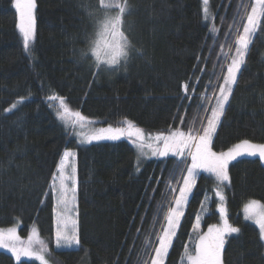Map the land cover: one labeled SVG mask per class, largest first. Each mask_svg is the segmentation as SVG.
<instances>
[{
	"label": "trees",
	"instance_id": "1",
	"mask_svg": "<svg viewBox=\"0 0 264 264\" xmlns=\"http://www.w3.org/2000/svg\"><path fill=\"white\" fill-rule=\"evenodd\" d=\"M119 2L128 6L121 29L132 51L126 63L113 69L97 68L90 55L104 19L101 0H35V38L28 50L17 27L15 0H0V227L20 222L23 236L37 227L56 264H150L154 252L151 246L145 248V238L151 232L154 241L159 232L172 201L166 185L181 184L184 164L172 156L160 157L145 160L137 171L135 147L126 139L80 144L57 119L58 101L48 97H63L70 110L81 111L97 125L120 126L128 119L157 132L178 127L181 120L174 118L179 116L187 127L193 118L203 117L202 105H209L198 99L212 95L211 87L204 85H218L216 75L226 73L220 45L228 51L234 37L225 33L250 0H210L207 22L202 0ZM213 24L219 29L215 43ZM186 82L190 100L183 98ZM13 103L17 107L8 111ZM245 139L264 143V31H258L249 46L213 150L226 151ZM66 150L77 153L80 244L77 250L58 251L53 243L54 199L46 193ZM228 174V185L218 190L225 192L229 222L239 232L226 237L224 264H264L259 229L242 215L249 200L264 204V163L239 158L229 165ZM216 190L215 178L201 172L165 264H182L206 196L209 212L201 232L220 222ZM158 208L162 211L153 226ZM0 264L39 263L17 262L0 250Z\"/></svg>",
	"mask_w": 264,
	"mask_h": 264
},
{
	"label": "snow or ice",
	"instance_id": "2",
	"mask_svg": "<svg viewBox=\"0 0 264 264\" xmlns=\"http://www.w3.org/2000/svg\"><path fill=\"white\" fill-rule=\"evenodd\" d=\"M209 2L210 0H203L202 11L206 22L211 16ZM101 6L104 10V19L99 26L97 37L102 39L107 35L112 39L111 43L105 42L106 46L103 48L102 54L99 41H94L90 55L95 58L97 68L108 66L114 69L122 62L126 63L129 53L132 51V45L121 29L122 15L128 6L126 3H120L119 0H111L109 3L101 0ZM35 7V0H15V9L18 13L17 27L22 34L25 50L29 49L30 42L35 35L33 14ZM241 7L243 12L240 14V20L236 21L234 18L233 24L229 25V32L225 33L226 38L228 36L234 37L228 45V51H223L224 45H220L221 54L226 62V73L222 75L213 74L216 75L217 80L222 79V83L217 85L210 82L208 85H204L205 89L211 87L212 95L198 97L201 101L206 99L208 103H211L213 98L215 100L210 108L206 104L202 105L206 115L200 118L199 127H195L193 122H189L186 131L180 127L173 128L170 126L166 131L146 133L133 121L125 119L122 121V126L113 127L110 124L107 127L94 128L92 126L95 121L83 115L81 111L70 110L63 97L58 95L48 97L49 101L59 102L55 113L57 119L63 122L68 135L75 136L80 144H91L93 141L101 140L116 141L126 137L137 151V171H139L142 158L148 157L149 154L159 157L171 155L178 158V163L185 165L186 175L183 173L181 175L182 186L176 189L166 185L173 193L178 191V195H174L167 210L164 211L163 223L160 224L159 232L154 234V241L150 238L153 235L151 232L145 238V248L151 246L152 252H154V255L150 257V264H165V259L185 214V206L189 203V196L196 186L197 176L201 172L210 173L215 178L217 184L215 196L221 202L218 211L222 223L211 224L207 227L206 232H201L200 216L198 215L192 229L195 235L194 248L190 250L187 246L185 247L182 261L186 259L187 264H222L226 237L239 232V229L231 225L227 219V212L223 203L225 197L218 188L219 185L229 181V164L237 158L243 156L259 157L261 161H264V143H254L245 139L227 151L217 152L213 150V138L221 122V117L224 115L225 105L228 104L233 93V86L237 83L241 66L246 62L249 46L253 43L257 32L264 31V23H262L264 21V0H254L250 5V11H248L249 5L247 4ZM113 10H115L114 15L112 14ZM218 31L219 29L213 24L210 33L214 43ZM233 48L234 53L232 52ZM209 51L211 52L213 49H209ZM229 60L230 62H227ZM220 67L223 71L225 64L222 63ZM198 81L199 77H197ZM181 87L185 93L183 98L190 100L191 96L188 95L190 84L186 82ZM191 87L192 91L195 92L196 84H192ZM21 102L18 101L17 103ZM16 107L17 104L13 103L8 111ZM174 119H180L181 123H184L183 117L178 116ZM75 155L73 151H64L56 171L52 175L49 185L50 193H46V195H54L56 200L54 212L56 216L55 246L57 249L71 248L73 245L79 246L80 244L78 219L75 218L78 190L77 170L70 164ZM188 158H190V164L187 163ZM206 199H208L207 196ZM160 211L162 208H158L153 217V226L158 222L157 217ZM202 211H206L204 205H202ZM244 214L246 220H251L258 226L259 238L264 241V204L257 200H251L244 205ZM0 248L7 249L17 261L22 256L34 257L40 264H47L45 254L48 252V244L40 237L36 227L31 229L26 240L18 235L16 226L0 228Z\"/></svg>",
	"mask_w": 264,
	"mask_h": 264
},
{
	"label": "rangeland",
	"instance_id": "3",
	"mask_svg": "<svg viewBox=\"0 0 264 264\" xmlns=\"http://www.w3.org/2000/svg\"><path fill=\"white\" fill-rule=\"evenodd\" d=\"M203 1V0H202ZM104 2L105 3H109V2H111V0H104ZM254 2V0H250V2H249V8H248V11H250V5H251V3H253ZM33 14H34V19H35V10H34V12H33ZM103 23V19H101V21H99V23H98V27H97V30H96V36H95V38L93 39V42L94 41H99V47H100V50H101V54H102V52H103V48L106 46V43L105 42H107V43H111V37H109V36H107V35H105L102 39L101 38H98L97 37V32H98V30H99V26L101 25ZM34 38H35V35H34ZM34 38H33V40L31 41V45H32V43H33V41H34ZM93 42H92V45H93ZM30 45V46H31ZM92 45H91V48H92ZM90 52H91V49H90ZM227 62H230V60L229 61H227ZM223 74V72L221 73V75ZM221 81V83H222V79L220 80ZM212 102V101H211ZM59 103V102H58ZM214 103H215V101H214ZM213 103V104H214ZM211 103H209V105H210ZM209 105H208V107H209ZM226 106V105H225ZM73 111V110H72ZM210 114V113H209ZM205 115V114H204ZM203 115V116H204ZM200 118L201 117H199V118H193L192 119V121L191 122H193L194 123V126L195 127H199V121H200ZM62 122V121H61ZM62 124H63V122H62ZM108 125H97V124H94L92 127H94V128H101V127H107ZM113 127H117V125H112ZM120 126H122V124L120 125ZM178 127H180V128H182L183 130H187V127H185V125H183V123H180L179 125H178ZM218 128V127H217ZM146 133H155V132H148V131H146V130H144ZM75 137V136H74ZM76 138V137H75ZM77 139V138H76ZM123 139H126V140H128L126 137H122L120 140H123ZM78 140V139H77ZM102 141H112V140H101V141H93L92 143H94V142H102ZM116 141H118V140H116ZM129 141V140H128ZM130 142V141H129ZM131 143V142H130ZM255 143V142H254ZM132 144V143H131ZM133 145V144H132ZM134 146V145H133ZM234 146V145H233ZM135 147V146H134ZM136 150V149H135ZM70 151H73V152H75V158L74 159H72L71 161H70V164L72 165V166H74L75 168H76V170H77V153H76V151L75 150H70ZM227 151V150H226ZM63 155V154H62ZM169 156H171V155H169ZM243 157H248V156H243ZM243 157H239V158H243ZM61 158H62V156H61ZM136 158H137V151H136ZM154 158H160L159 156H151V154H149V156L148 157H144V158H142V161H141V163L140 164H142L145 160H149V159H154ZM239 158H237V160L239 159ZM250 158H259V157H250ZM188 161H190V158H188ZM234 161H236V160H234ZM234 161H232V162H234ZM231 162V163H232ZM188 163V162H187ZM230 163V164H231ZM262 163H264V161H262ZM229 164V165H230ZM185 169V165H184V168H183V172H184V175H186V171L184 170ZM182 172V173H183ZM205 173H207V172H205ZM208 174H210V173H208ZM199 176V175H198ZM198 176H197V178H198ZM197 180V179H196ZM180 183V182H179ZM228 183H229V181H226V182H224V184L222 185L223 187H224V189H225V187L228 185ZM179 186H182V181H181V184H177L176 186H174L173 188H176V187H179ZM177 189V188H176ZM169 191H171V190H169ZM192 194V193H191ZM191 194H190V196H191ZM174 195H178V193L177 194H175V193H173V192H171V196H172V198L174 197ZM223 195H224V197L226 196V194H225V192L223 191ZM190 196H189V198H190ZM53 199H54V208H55V206H56V200H55V196L53 195ZM251 200H256V199H251ZM251 200H249V201H251ZM248 201V202H249ZM257 201H259V200H257ZM209 202H210V199H206L205 200V202H204V206H205V208H206V211H202V207H201V209H200V211H199V216H200V231H201V222H202V219H203V217L205 216V215H207L208 214V212H209ZM247 202V203H248ZM221 203V202H220ZM224 206H225V208H226V212H227V204H226V197H225V200H224ZM246 203V204H247ZM262 203V202H261ZM263 204V203H262ZM186 207V206H185ZM184 211H185V209H184ZM242 215H243V217H244V219H245V214H244V206H243V208H242ZM78 217H79V212H78V198H77V211H76V214H75V218H77L78 219ZM227 219H228V212H227ZM55 220H56V216H55V212H54V223H55ZM246 220V219H245ZM228 221H229V219H228ZM247 221H249V222H251V223H253L254 225H256L253 221H251V220H247ZM220 223H222V220H221V216H220V222L219 223H217V224H220ZM230 223V222H229ZM231 224V223H230ZM13 226H16L17 227V231H18V235H20V237L22 238V239H27V237H28V235L30 234V232H31V229L33 228V227H35V226H33L31 229H30V232H29V234L27 235V236H23L22 234H21V232H20V227H21V224H20V222H17V223H15V225H12V226H10V227H13ZM257 226V225H256ZM0 228H8V227H0ZM37 228V227H36ZM55 228H56V223H55V226H54V249L55 250H58V251H62V250H77L78 248H79V246H76V245H73L71 248H67V247H65V248H61V249H57L56 248V246H55ZM257 228H258V226H257ZM259 229V228H258ZM207 231V230H206ZM205 231V232H206ZM229 236V235H228ZM41 237V236H40ZM42 238V237H41ZM42 239H44V238H42ZM45 240V239H44ZM46 241V240H45ZM47 242V241H46ZM264 242V241H263ZM194 243H195V235H194V233H193V235H192V238H191V240H190V242H189V245H188V248L191 250V249H193L194 248ZM47 244H48V242H47ZM0 250H3V251H6V252H8V253H10L7 249H2V248H0ZM51 249H50V247H49V244H48V252L45 254V259L47 260V264H56L55 262H54V260H53V258H51ZM11 254V253H10ZM12 255V254H11ZM13 256V255H12ZM14 257V256H13ZM15 258V257H14ZM15 260H16V258H15ZM22 260H32V261H36L37 263H39L40 264V262L39 261H37V260H35V258L34 257H21V259L19 260V261H17V262H20V261H22ZM182 264H187V261H186V259L185 260H183V262H182ZM222 264H224V261H223V257H222Z\"/></svg>",
	"mask_w": 264,
	"mask_h": 264
}]
</instances>
